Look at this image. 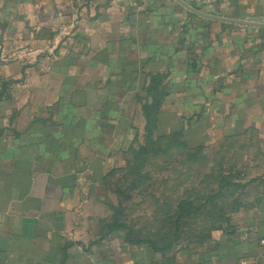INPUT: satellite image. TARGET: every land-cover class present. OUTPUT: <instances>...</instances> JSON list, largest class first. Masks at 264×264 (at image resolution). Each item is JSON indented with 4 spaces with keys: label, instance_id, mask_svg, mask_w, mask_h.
Masks as SVG:
<instances>
[{
    "label": "crops",
    "instance_id": "obj_1",
    "mask_svg": "<svg viewBox=\"0 0 264 264\" xmlns=\"http://www.w3.org/2000/svg\"><path fill=\"white\" fill-rule=\"evenodd\" d=\"M157 75V132L244 144L254 173L209 240L162 253L103 227ZM263 235L264 0H0V264H264Z\"/></svg>",
    "mask_w": 264,
    "mask_h": 264
},
{
    "label": "trees",
    "instance_id": "obj_2",
    "mask_svg": "<svg viewBox=\"0 0 264 264\" xmlns=\"http://www.w3.org/2000/svg\"><path fill=\"white\" fill-rule=\"evenodd\" d=\"M164 78L160 75L151 77L146 89L150 102H145L141 107L145 120L143 141L130 146L124 166L108 174L107 190L116 199L114 203H107L111 215L108 221H103L106 232L125 229L126 241L147 244L159 253L180 243L209 240L211 231L222 228L228 222L230 212L240 205L238 199L254 174L248 166L253 155L244 144L240 148L234 141L215 147L203 144L192 146L183 140L181 130L169 134L157 132L158 113L167 97L163 87H159ZM207 149H214L208 173L189 187L211 189L203 191L201 195L204 196L200 199H188L181 193L184 188H189L182 176H187L188 171H193L197 163L209 156L205 152ZM157 158H162V163L155 164L154 159ZM165 159L176 161L175 164H166ZM150 166L158 172L169 171L172 177L161 180L157 187L155 181L149 183L152 179ZM135 191L154 196L155 213L146 221L138 217L141 222L133 224L126 221L127 208L124 203L132 199ZM138 224L139 227H136Z\"/></svg>",
    "mask_w": 264,
    "mask_h": 264
},
{
    "label": "rangeland",
    "instance_id": "obj_3",
    "mask_svg": "<svg viewBox=\"0 0 264 264\" xmlns=\"http://www.w3.org/2000/svg\"><path fill=\"white\" fill-rule=\"evenodd\" d=\"M205 152L208 153V157H206L207 162H205L206 159H204L202 162L197 163L193 169L189 173L187 172V176L184 177L182 176L183 181H186L187 187L190 185H195L198 183L203 177H205L206 173H208L209 167L212 164L211 160L212 157L214 156V149H207ZM155 164H160L162 163L163 159L162 158H157L154 159ZM175 159H165L166 164H175ZM150 174L152 179L150 180L149 183H153L155 181V186L159 187V182L161 180L168 179L169 176L172 177L171 173L169 171L166 172H158L153 169V166H150ZM198 177V178H197ZM205 179H203V184L205 185ZM185 187V185H184ZM183 189V188H182ZM199 187L198 189L194 188H184L181 193L184 195V197H187L188 199H200V197L204 196L201 195L203 191L209 190L210 187L205 188L203 187L201 190ZM158 192V191H156ZM148 192H143V191H135L133 193L132 199L130 201H126L124 205H126L127 211L126 213V221L128 223H140L141 220L138 219V217H142L145 221L148 220L150 217L152 218L154 213H155V208H153V199L154 196L148 195ZM157 196V195H156ZM155 196V197H156ZM136 227H139V224L136 225Z\"/></svg>",
    "mask_w": 264,
    "mask_h": 264
},
{
    "label": "water",
    "instance_id": "obj_4",
    "mask_svg": "<svg viewBox=\"0 0 264 264\" xmlns=\"http://www.w3.org/2000/svg\"><path fill=\"white\" fill-rule=\"evenodd\" d=\"M187 9H189L190 11L198 14V15H201V16H204V17H208V18H211V19H217V20H223V21H227V22H241V23H246V24H253V23H248V22H244V21H237V20H233V19H227V18H221V17H217V16H212V15H208V14H204V13H201L199 11H197L196 9L188 6V5H184ZM255 25V24H253Z\"/></svg>",
    "mask_w": 264,
    "mask_h": 264
},
{
    "label": "built area",
    "instance_id": "obj_5",
    "mask_svg": "<svg viewBox=\"0 0 264 264\" xmlns=\"http://www.w3.org/2000/svg\"><path fill=\"white\" fill-rule=\"evenodd\" d=\"M76 7L82 6L86 0H71ZM192 2L203 3L211 0H191ZM259 245L264 249V235L259 239Z\"/></svg>",
    "mask_w": 264,
    "mask_h": 264
}]
</instances>
